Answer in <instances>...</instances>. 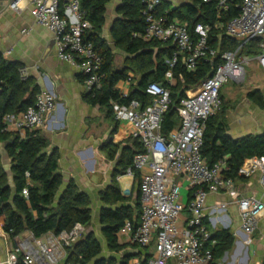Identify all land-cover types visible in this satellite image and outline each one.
I'll use <instances>...</instances> for the list:
<instances>
[{"label": "built area", "instance_id": "1", "mask_svg": "<svg viewBox=\"0 0 264 264\" xmlns=\"http://www.w3.org/2000/svg\"><path fill=\"white\" fill-rule=\"evenodd\" d=\"M227 1L220 0L219 8H226ZM161 2L143 0L145 27L133 36L143 41L172 42L177 50L171 66L182 58L189 72H195L203 60L215 63L212 73L181 98L180 124L169 134L162 132V119L171 105L169 87L149 84L146 93L152 103L147 106L137 99L112 102L114 119L127 121L134 127L131 136L144 150L135 155L126 170L127 174L138 173L140 177L139 220L127 219L118 237L120 242L140 248L155 244L156 249L149 257L133 258L129 264H211L214 254L210 245L217 241L205 222L207 198L221 192L234 196L235 178L227 176L229 167L224 158L210 164L203 155L204 132L208 119L222 109L224 85L230 79L237 83L245 81V66L251 62V55L242 52L255 39L260 40L256 61L264 72V0H242L240 14L226 25V34L239 45L235 50L224 51L210 42L209 24L198 23L192 35L186 23L159 12ZM26 6L35 21L53 33L58 57L80 70L87 94L95 97L105 78L104 58L86 39L92 24L85 17L81 0H11L8 7L19 12ZM20 72L23 78L27 77L26 68L22 67ZM167 79L171 84L176 81L171 73ZM131 84L132 76H129L122 85H117L122 98H128ZM56 106L54 94L40 91L34 104L25 111L5 115L3 131L25 133L41 129ZM256 173L260 174L264 187V156L246 159L238 176L250 177ZM179 178L186 179L191 191L187 204L180 193ZM23 194L28 195L26 188ZM238 206L242 231L254 234L264 215V203L255 197H242ZM226 207L223 203L220 209ZM185 211L189 215L183 221L181 214ZM85 234V227L77 224L46 241L34 236L16 238L5 264H78L67 260V248Z\"/></svg>", "mask_w": 264, "mask_h": 264}, {"label": "trees", "instance_id": "2", "mask_svg": "<svg viewBox=\"0 0 264 264\" xmlns=\"http://www.w3.org/2000/svg\"><path fill=\"white\" fill-rule=\"evenodd\" d=\"M110 0H81L85 17L92 24V29L86 39L92 42L96 51L104 58L102 70L105 73L103 86L95 97L86 94V100L93 105H100L113 114L112 102H128L139 100L143 106L152 103L146 93L151 83L163 84L171 90V105L162 119V132L169 134L180 124L178 105L187 90L198 86L213 71L214 63L203 60L195 72L186 70L182 58L171 66V60L177 47L172 42L157 40L143 41L135 38L134 33L145 27L143 18V0H123L119 8L122 14L111 30V36L116 49L125 53L122 68L114 65L115 54L103 38L106 22V6ZM220 0H187L185 3L164 11L159 6V12L170 19L186 23L194 35V27L198 23L209 24L210 42L224 50H235L239 42L226 34L227 23L241 12L242 0H228L226 8H219ZM259 39L253 40L244 47L243 54L255 56L260 52ZM21 66L15 61H9L0 55V139L8 141L7 152L12 158V183L0 161V223L12 239L30 231L36 238L50 232L60 234L77 224L85 228L92 220L93 210L89 196L80 191L71 182L65 189L59 167L57 150L49 152V142L39 130L27 131L25 137L20 134L3 131L4 117L8 113H20L33 105L40 92L35 81L23 78ZM133 73V83L128 98H122L117 85ZM171 73L176 79L171 84L167 75ZM223 98V97H222ZM247 98L258 107L264 109V94L260 89L248 91ZM224 100V98H223ZM228 105L223 103L222 109L207 121L204 132L203 155L210 164L225 159L229 170L227 176L237 178L239 168L246 159L264 156V133L233 138L227 133V125L223 114ZM141 143L135 139L133 147L124 151L120 159L121 172L132 165L135 155L142 152ZM109 157H114L109 153ZM139 174L135 180L139 183ZM28 195L23 194L24 189ZM134 205L130 203L132 196H125L118 184L110 185L102 193L104 206L100 210L102 233L108 248L119 256L102 255L103 249L99 240L91 233L85 234L80 240L67 248L69 262L78 264H129L133 258H142L145 248L120 242L118 231L127 219L138 222L140 216V190ZM217 241L213 249L215 259L232 249L235 237L230 229H221L212 235ZM133 248V249H132ZM139 248V250H135ZM149 257L151 254H144ZM144 264V262H143Z\"/></svg>", "mask_w": 264, "mask_h": 264}, {"label": "crops", "instance_id": "3", "mask_svg": "<svg viewBox=\"0 0 264 264\" xmlns=\"http://www.w3.org/2000/svg\"><path fill=\"white\" fill-rule=\"evenodd\" d=\"M10 1L0 0V55L26 68L27 76L35 81L40 91H48L56 97V109L48 117L45 126L38 130L49 142L48 151L57 150L59 153L62 189L73 182L89 196L91 204L99 201L104 206L102 193L110 185L118 184L123 195L132 196L130 203L134 205L139 187L135 180L136 174L122 173L119 165L124 151L133 147L135 140L129 125L116 121L107 108L86 100L84 76L76 66L58 57L53 33L35 21L29 6L16 12L8 7ZM186 1L162 0L160 9L169 11ZM122 5L123 0H110L106 6L103 38L114 54L111 30L115 21L122 16L119 13ZM129 76H132L133 83V73H129ZM122 83L120 81L118 85ZM244 95V99L237 102L234 109L227 108L223 115L227 133L235 139L264 133V109L249 100L247 94ZM12 133L22 137L27 135V132ZM7 146L8 141L0 139V161L12 183L13 161ZM109 153L114 154V157H109ZM177 180L183 202L187 204L192 197L188 182L184 178ZM242 197H255L264 203V187L259 173L250 177H237L234 196L221 192L210 194L207 198L205 222L211 233L230 229L235 237L232 249L215 259V264H264V215L254 234L244 233L238 206V200ZM223 203L227 207L220 209ZM188 215L187 211L183 213V221ZM53 234L50 232L38 239L46 241ZM28 236L33 235L25 231L16 238ZM16 238L12 239L0 223V264H5ZM216 244L210 246L214 249ZM143 252L154 253L151 247H146ZM144 254L142 258L146 257Z\"/></svg>", "mask_w": 264, "mask_h": 264}, {"label": "rangeland", "instance_id": "4", "mask_svg": "<svg viewBox=\"0 0 264 264\" xmlns=\"http://www.w3.org/2000/svg\"><path fill=\"white\" fill-rule=\"evenodd\" d=\"M115 48V46H113ZM125 53L122 52L120 49L115 48V61L114 65L117 68H122L125 61ZM251 62L245 66L246 71V77L245 81L242 83H237L234 80H229L223 87L221 91L222 97L225 99V104L228 105V109H234L235 104L237 102H240L244 99L246 92L253 90L255 88L262 90L264 94V72L260 68L258 62L256 61L255 56L250 57ZM225 115V112L224 114ZM124 125L128 124L130 127V132L132 133L134 130V127L127 121L120 122ZM177 183H179V180H177ZM93 201V199H92ZM103 206V204H102ZM101 204L100 202H92L91 207L93 210L92 220L85 228V232L93 234L100 242L104 256H110V255H116L119 256V253H112L110 249L108 248V245L106 243L105 237L102 233V227H101V221H100V210H101ZM183 215V213L181 214ZM179 227H181V224H178ZM155 251L156 247L155 244L150 246ZM63 263V261L61 262Z\"/></svg>", "mask_w": 264, "mask_h": 264}]
</instances>
